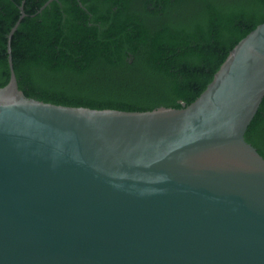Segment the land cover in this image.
I'll list each match as a JSON object with an SVG mask.
<instances>
[{
  "label": "water",
  "instance_id": "95a60500",
  "mask_svg": "<svg viewBox=\"0 0 264 264\" xmlns=\"http://www.w3.org/2000/svg\"><path fill=\"white\" fill-rule=\"evenodd\" d=\"M22 11L0 87V264H264V156L246 139L264 23L190 105L123 111L28 97Z\"/></svg>",
  "mask_w": 264,
  "mask_h": 264
},
{
  "label": "trees",
  "instance_id": "16d2710c",
  "mask_svg": "<svg viewBox=\"0 0 264 264\" xmlns=\"http://www.w3.org/2000/svg\"><path fill=\"white\" fill-rule=\"evenodd\" d=\"M0 0V87L65 106L190 105L264 23V0ZM49 4L45 6L46 3ZM264 156V100L246 133Z\"/></svg>",
  "mask_w": 264,
  "mask_h": 264
}]
</instances>
